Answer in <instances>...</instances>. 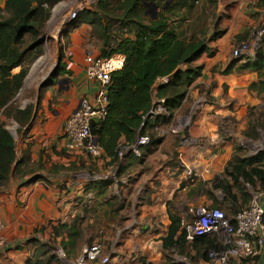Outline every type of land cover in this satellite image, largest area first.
Instances as JSON below:
<instances>
[{"label": "crops", "instance_id": "1", "mask_svg": "<svg viewBox=\"0 0 264 264\" xmlns=\"http://www.w3.org/2000/svg\"><path fill=\"white\" fill-rule=\"evenodd\" d=\"M5 1L0 0V6ZM58 4L53 7L50 18ZM60 6L56 7L59 13L65 9ZM209 8L205 11V37L209 38L214 32L218 34L207 42V49L193 63L200 67V74L188 87L173 119L162 122L160 130H155L159 121L149 119L146 132H154V144L147 145L140 157L126 158L119 167V184L125 187L121 199L132 202L138 209L133 216H125L120 226L112 225L116 228V238L110 264H140L139 256L152 264H211L208 259L196 258L197 251L192 247L186 249L188 256L162 247V238L167 235L170 224L168 208L181 215V208L173 207L178 205V201L174 202L176 192L189 178L185 167L196 173L193 175L196 180L182 187L187 189L186 193L193 194L184 200L187 204H192V199L197 197L198 202L206 205L227 207L212 184L234 156L231 139L234 119L240 118L236 122L238 128L255 139L259 128L256 137L247 135L249 122L254 117H264V68L261 72L242 68L246 60L253 58H234L231 49L235 43L247 39L254 26L264 25V0H213ZM91 30L85 23L70 31L65 28L60 41L67 39L65 50L70 49L73 56L70 60L66 55L62 57L61 67L55 68L56 73L50 80L55 70L45 71L43 65L34 67V61L17 96L28 93L20 102L21 107L39 99L28 131L17 132L16 129V136L11 134L18 157H28L31 163L40 162V167L32 181L27 182L28 175L21 180L10 178L5 187L0 184V221L3 223L0 264H25L33 249L29 241L34 238L54 240L66 255L61 245L67 240L66 233L60 230L62 233L55 235V230L77 217L81 221L82 208H87L93 199L112 195L110 188L115 182L111 180L85 182L74 177L86 175L93 169L106 171L109 157L69 151L63 135L72 110L82 98L93 101L96 92V82L87 79L84 72L85 54L101 55L100 45L89 41ZM261 50L264 55V41ZM68 62H71L70 67ZM54 77L58 79L56 84H53ZM30 80L33 83L28 88ZM247 108L258 110L257 116L246 117ZM180 113L184 118L188 113L190 122L175 132L171 127ZM113 186L116 190L117 185ZM98 232L93 235L96 239ZM82 233L85 241L81 238L76 246L68 247L67 255H76L88 243L84 230ZM237 264H264V248L258 257Z\"/></svg>", "mask_w": 264, "mask_h": 264}, {"label": "trees", "instance_id": "2", "mask_svg": "<svg viewBox=\"0 0 264 264\" xmlns=\"http://www.w3.org/2000/svg\"><path fill=\"white\" fill-rule=\"evenodd\" d=\"M62 0H6L0 6V184L5 187L10 178L21 180L29 175L27 182L36 178L39 163H31L28 157H18L15 140L1 117L10 118L18 124L17 132H27L39 106L29 103L21 107L18 94L32 63L42 55L43 31L53 7ZM94 0L90 8L84 7L74 19L76 25L88 24L94 37L99 40L102 56L123 54L121 69L111 74L108 88L107 115L103 120L91 123V132L97 144L111 161L116 156L120 140L133 142L139 133L142 116L155 100L163 99L170 121L181 105L188 87L200 74L194 61L207 49V42L218 33L205 37L206 21L192 19L196 3L200 0ZM211 6L213 0H203ZM146 3H155L156 15L146 11ZM207 18V16L204 14ZM243 64L242 68L261 72L264 55L261 48ZM62 53L56 68L61 67ZM241 60V58H237ZM15 71V69H17ZM56 73L53 72L48 80ZM174 73L169 80L162 79ZM45 84V83H43ZM256 86L252 84L253 87ZM40 96V94H39ZM146 120V127L149 122ZM160 118H155L158 121ZM155 121V122H156ZM155 126V124H154ZM146 127L140 133H147ZM264 132V117L254 118L246 131L257 136V129ZM148 134V133H147ZM150 144L156 141L154 132L148 134ZM242 147L234 148L230 159L220 175L216 176L212 188L222 192L225 214L232 217L245 207L251 192H264V147L254 154L239 155ZM169 207V206H168ZM170 220L168 233L162 238L165 250L174 249L179 255L188 256L186 249L192 247L197 257L208 259V251L217 246L214 235L185 239L180 230L181 216L168 208ZM79 218L59 225L55 235L66 233L62 247L70 249L82 238L83 228ZM60 230L62 232H60ZM33 249L25 264H61L56 254L54 240L30 239ZM66 253V254H67ZM67 257V255H66ZM140 264H152L145 259Z\"/></svg>", "mask_w": 264, "mask_h": 264}, {"label": "built area", "instance_id": "3", "mask_svg": "<svg viewBox=\"0 0 264 264\" xmlns=\"http://www.w3.org/2000/svg\"><path fill=\"white\" fill-rule=\"evenodd\" d=\"M81 9L82 7L79 6L72 10L70 20L74 19ZM263 41L264 25H256L251 29L247 39L232 46V57L242 59L253 57L261 48ZM64 52L70 60L73 52L70 49ZM83 59L85 76L87 79L94 80L97 88L93 101L82 98L68 116L63 128L65 147L69 151H83L92 157H101L103 151L92 135L91 123L106 117L111 74L122 68L125 57L120 53L108 56L86 53ZM67 66L70 67L71 62H68ZM162 80L166 81V77ZM163 101V99L155 100L147 113L142 116L139 133L133 142L125 140L118 142L114 160H109L106 171L101 173L97 179L111 180L116 183L121 163L130 156L140 157L142 155L143 149L150 143V136L145 132L140 133V130L146 127V120L149 117H159L155 130H160L164 118L169 116V111L163 105ZM185 126L186 124L179 122L178 118L171 128L177 132ZM185 174L191 177L196 173L192 168L185 167ZM79 179L86 181L83 177ZM91 179L94 177L92 176ZM2 229L3 223L0 221V244H2ZM180 230L184 232L187 241L205 235L219 234L221 236L218 240L216 239L217 246L208 251V261L211 264H237L240 260L254 259L261 254L264 248V192L252 191L248 204L232 217L227 216L220 208L209 205H190L181 216ZM112 246L111 250L106 252V247L100 240L83 245L71 264H110ZM57 250V255L66 260L64 251L60 247Z\"/></svg>", "mask_w": 264, "mask_h": 264}, {"label": "rangeland", "instance_id": "4", "mask_svg": "<svg viewBox=\"0 0 264 264\" xmlns=\"http://www.w3.org/2000/svg\"><path fill=\"white\" fill-rule=\"evenodd\" d=\"M94 4V0H62L59 2V4L56 7H59L60 5H63L65 9L59 13L57 12V8L55 7L54 10V15L47 21L46 26L43 31V37H44V43L42 45L43 48V53L41 56H39L35 60L34 67H37L39 65H43L45 67V71H48L50 69H53V71L57 70L56 64L59 61V54H60V49L62 53V57H65L64 50L67 47V39L64 38L63 42L60 41V36L63 35L65 32V28L67 31L73 30L79 25H76L73 20H70V12L77 7L81 6L82 9L84 7L90 8ZM61 7V6H60ZM81 9V10H82ZM206 9H210L207 7L206 4L203 2H198L196 3V10L192 15V19L201 23L203 20H207L204 14L206 15ZM80 11V10H79ZM91 27V26H90ZM92 28V27H91ZM89 41L91 44L94 45H100L99 40H97L94 35H93V30H91V35L89 37ZM243 41V40H242ZM64 43V44H63ZM63 73L66 72V69L63 68ZM61 70V71H62ZM62 75V74H61ZM53 84H56L58 82V79L56 77L53 78ZM32 80L28 83L27 87L29 88L30 85H32ZM27 92V91H26ZM20 93L18 97V103L21 104L24 101V98L27 96L28 93ZM21 102V103H20ZM258 110H251L250 108H247L246 110V117H250V115L257 116ZM249 113V114H248ZM179 122L181 123H188L190 122V115L188 113L186 114V117L180 113L179 117ZM256 118V117H254ZM7 125V128L13 135L16 136V129L17 125L16 123L10 119V118H5L1 117ZM176 119V120H177ZM240 119V118H238ZM238 119H234L233 122V128H231L232 131V144H233V149L236 146L242 147V150L239 152V155H244V154H253L254 152L260 150L262 147H264V132L262 130H258V136L255 139H252L250 137H247L246 135L243 134V129L238 128L236 122ZM176 120L174 121L173 125L176 123ZM187 126V125H186ZM185 126V127H186ZM184 127V128H185ZM98 159V158H97ZM105 172V171H104ZM103 173L101 171H97L96 169H93L92 172H88V174H77L74 177H77L79 179L80 177L86 178V181L89 182L91 180H99L97 179L98 176ZM94 177V179H91V177ZM117 182L111 184L110 188V195L109 197H102L100 199H93V202L88 206L87 208H82V213L84 214V217L82 218V228L84 230V234L86 235V240L88 243H83L84 245L86 244H91L96 241H102L106 247V252L111 250V246L115 241H113L116 238V228L112 227V225L120 226V224L124 221L125 216H133L134 212L137 211V205H133L132 202L126 201L125 199H121L123 197V186L119 184V176L117 175ZM191 180H196V177L191 176L187 178L181 185V187L178 189V192H176L175 195V201H178V205H176L173 208H181V215H184V212L187 210L189 205L192 206H199V205H206L204 203L198 202L196 199L197 197H194L192 199V204H187L184 200L190 198L193 194H188L186 193L187 189H182L183 186L185 185H190L192 182ZM85 181V182H86ZM113 185L116 186V190L114 189ZM124 185V184H123ZM84 187V186H82ZM85 191V190H84ZM118 191V192H116ZM122 192V193H121ZM184 193V194H183ZM218 194L220 197L223 199L224 196L221 191L218 190ZM115 196L116 198L112 197ZM130 200V199H129ZM132 201V200H130ZM182 202V203H181ZM172 203V202H171ZM181 203V204H179ZM124 207V209L120 208V206ZM172 205V204H171ZM211 206V205H209ZM223 210V209H222ZM179 212V211H176ZM97 229V230H96ZM95 231L98 232V238L96 239L93 237ZM106 238L105 240L103 238ZM215 239H219L221 236L219 234H214ZM83 239V240H82ZM81 241H85L84 238H82ZM216 240V241H217ZM81 242V243H82ZM81 249V248H80ZM77 251L76 255H67L66 260H62L61 264H71L73 260L76 258V256L80 252ZM58 254V250H56ZM171 254V252H169ZM59 256V255H58ZM142 259V256H139V259ZM251 260V259H248ZM241 261V260H240ZM243 261V260H242Z\"/></svg>", "mask_w": 264, "mask_h": 264}, {"label": "water", "instance_id": "5", "mask_svg": "<svg viewBox=\"0 0 264 264\" xmlns=\"http://www.w3.org/2000/svg\"><path fill=\"white\" fill-rule=\"evenodd\" d=\"M169 0L166 1V3L168 2ZM146 11L150 12L152 14V16H155L156 15V12H157V5L155 3H146ZM174 76V73H171L170 75H168L166 77V80H169L171 77Z\"/></svg>", "mask_w": 264, "mask_h": 264}]
</instances>
